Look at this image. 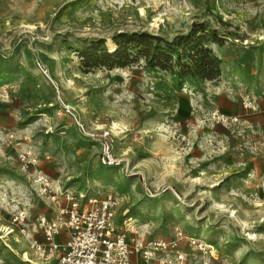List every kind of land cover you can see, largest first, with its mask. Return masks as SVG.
Returning a JSON list of instances; mask_svg holds the SVG:
<instances>
[{
  "label": "rangeland",
  "instance_id": "obj_1",
  "mask_svg": "<svg viewBox=\"0 0 264 264\" xmlns=\"http://www.w3.org/2000/svg\"><path fill=\"white\" fill-rule=\"evenodd\" d=\"M119 46L123 66H85ZM201 47L213 79L196 73ZM39 175L111 195L119 230H181L213 264H264V0H0V264L53 260L29 246L56 215Z\"/></svg>",
  "mask_w": 264,
  "mask_h": 264
},
{
  "label": "built area",
  "instance_id": "obj_2",
  "mask_svg": "<svg viewBox=\"0 0 264 264\" xmlns=\"http://www.w3.org/2000/svg\"><path fill=\"white\" fill-rule=\"evenodd\" d=\"M243 106L248 107L249 102ZM211 119L216 123L237 120L218 111L211 113ZM103 160L115 161L107 143ZM34 183L37 195L56 209L53 218L39 217L43 242L32 237L29 242L35 254L47 261L53 258L43 264H213V247H206L201 240L181 230H175L168 239L145 238L133 226L119 230L114 223L117 202L111 195L88 197L60 188L43 175L37 176ZM27 219L21 211L11 220L23 236L27 232Z\"/></svg>",
  "mask_w": 264,
  "mask_h": 264
},
{
  "label": "trees",
  "instance_id": "obj_3",
  "mask_svg": "<svg viewBox=\"0 0 264 264\" xmlns=\"http://www.w3.org/2000/svg\"><path fill=\"white\" fill-rule=\"evenodd\" d=\"M127 49V46H119L112 51H103L101 53L103 60L99 61L98 56H95L96 60H94V62L93 60L90 61L92 54H85L83 62L85 66L97 64L108 66L110 68L114 66H123L125 63L124 61L127 60L130 55L127 53ZM199 54L200 56H198ZM191 58L195 61V67L197 69L196 73L200 77L213 79L219 75V61L215 56L212 55L209 48L201 47L200 49L193 51ZM170 61L171 56L163 51H157L156 54L152 56V59L148 58V63H151L153 66H158L162 69H166L168 67V64L166 63Z\"/></svg>",
  "mask_w": 264,
  "mask_h": 264
},
{
  "label": "bare ground",
  "instance_id": "obj_4",
  "mask_svg": "<svg viewBox=\"0 0 264 264\" xmlns=\"http://www.w3.org/2000/svg\"><path fill=\"white\" fill-rule=\"evenodd\" d=\"M254 236V235H253ZM204 244V243H203Z\"/></svg>",
  "mask_w": 264,
  "mask_h": 264
}]
</instances>
